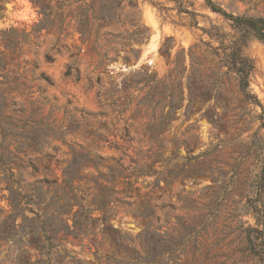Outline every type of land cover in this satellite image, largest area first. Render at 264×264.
Listing matches in <instances>:
<instances>
[{"label":"rangeland","instance_id":"374dc122","mask_svg":"<svg viewBox=\"0 0 264 264\" xmlns=\"http://www.w3.org/2000/svg\"><path fill=\"white\" fill-rule=\"evenodd\" d=\"M39 1L0 0V264H262L264 43L243 48L260 108L212 56L206 33L233 30L203 0Z\"/></svg>","mask_w":264,"mask_h":264},{"label":"trees","instance_id":"16d2710c","mask_svg":"<svg viewBox=\"0 0 264 264\" xmlns=\"http://www.w3.org/2000/svg\"><path fill=\"white\" fill-rule=\"evenodd\" d=\"M36 2L37 4H41L39 0H36ZM203 2L211 12L221 15L224 20L229 22V26L233 30V34L231 35H213L210 32L206 33L209 37H211V39H214L216 42H218L217 47H210L212 56L218 60L220 67H224L226 69V73H230L235 76L239 90L245 96V98L247 100L253 98L261 108L259 102L249 91V77L253 73L255 67L253 62L243 54V48L250 40H256L264 43V18L252 16H234L232 14L226 13L212 0H203ZM176 73L177 68L171 70L168 77L170 78ZM126 137L128 140L130 139L128 135H126ZM159 138L160 135H156L155 143L159 141ZM156 162L157 161H153L150 165L137 164L136 167H133L132 169L124 170V172L126 171L124 173L126 174L125 178L134 177L135 179H138L140 177H146L150 174H156V171L154 170V164ZM134 163L136 164V162ZM110 175L111 179H114L115 177H124L122 170H118L117 173L116 171L110 170ZM101 202V204H105V199ZM59 204L60 200L58 199L55 205L58 206ZM126 205L129 204L126 203ZM65 206L67 207L69 205L66 204ZM49 208H51L49 209V213L46 211L43 213V220L40 221V229L45 234V240L47 241V244L53 248L55 246L53 242L66 240V237H58L59 231H54L51 227L52 221H61L65 215V211L62 210V206L56 209V207L53 205L49 206ZM97 210L100 212L104 211L100 207H98ZM47 217H50L51 220L48 221L49 218L47 219ZM256 233L257 235L255 236L247 234V242L253 253L258 255L262 264H264V250L261 251V249H259V245L257 244V241L263 237V232L259 233L256 231ZM48 234L50 235L47 236ZM71 236L72 238H76L77 235L73 234ZM41 248L43 249V247ZM257 249H259V251ZM39 250L40 254H42L40 248Z\"/></svg>","mask_w":264,"mask_h":264},{"label":"bare ground","instance_id":"6f19581e","mask_svg":"<svg viewBox=\"0 0 264 264\" xmlns=\"http://www.w3.org/2000/svg\"><path fill=\"white\" fill-rule=\"evenodd\" d=\"M33 16H34V13L32 12V10L31 9H24L21 13H19L18 15H17V18L21 21V20H23V21H29L31 18H33ZM17 19V20H18ZM152 55V50L151 49H148V50H146L145 52H144V54H143V58L144 59H148V58H150V56Z\"/></svg>","mask_w":264,"mask_h":264}]
</instances>
